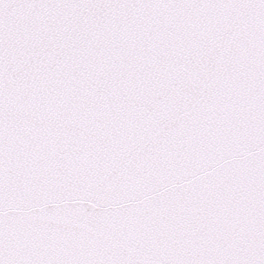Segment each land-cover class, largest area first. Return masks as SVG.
<instances>
[{
    "label": "snow or ice",
    "instance_id": "1",
    "mask_svg": "<svg viewBox=\"0 0 264 264\" xmlns=\"http://www.w3.org/2000/svg\"><path fill=\"white\" fill-rule=\"evenodd\" d=\"M0 264H264V0H0Z\"/></svg>",
    "mask_w": 264,
    "mask_h": 264
}]
</instances>
